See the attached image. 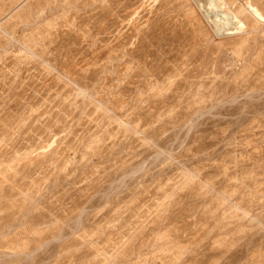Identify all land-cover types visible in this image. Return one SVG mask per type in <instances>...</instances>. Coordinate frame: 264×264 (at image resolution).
<instances>
[{
	"label": "rangeland",
	"instance_id": "1",
	"mask_svg": "<svg viewBox=\"0 0 264 264\" xmlns=\"http://www.w3.org/2000/svg\"><path fill=\"white\" fill-rule=\"evenodd\" d=\"M245 3L0 0V264H264Z\"/></svg>",
	"mask_w": 264,
	"mask_h": 264
},
{
	"label": "bare ground",
	"instance_id": "2",
	"mask_svg": "<svg viewBox=\"0 0 264 264\" xmlns=\"http://www.w3.org/2000/svg\"><path fill=\"white\" fill-rule=\"evenodd\" d=\"M244 10H246L250 14V16H252L257 22L264 23V15L256 7L252 6L249 3H245Z\"/></svg>",
	"mask_w": 264,
	"mask_h": 264
}]
</instances>
